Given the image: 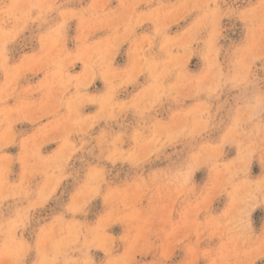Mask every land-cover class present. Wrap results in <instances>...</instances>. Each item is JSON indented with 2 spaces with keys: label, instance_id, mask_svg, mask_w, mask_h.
<instances>
[{
  "label": "rangeland",
  "instance_id": "374dc122",
  "mask_svg": "<svg viewBox=\"0 0 264 264\" xmlns=\"http://www.w3.org/2000/svg\"><path fill=\"white\" fill-rule=\"evenodd\" d=\"M0 264H264V0H0Z\"/></svg>",
  "mask_w": 264,
  "mask_h": 264
}]
</instances>
